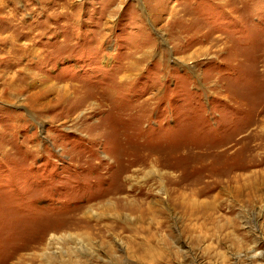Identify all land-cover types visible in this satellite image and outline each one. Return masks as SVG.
I'll return each mask as SVG.
<instances>
[{"label":"rangeland","instance_id":"rangeland-1","mask_svg":"<svg viewBox=\"0 0 264 264\" xmlns=\"http://www.w3.org/2000/svg\"><path fill=\"white\" fill-rule=\"evenodd\" d=\"M263 146L264 0H0V264H264Z\"/></svg>","mask_w":264,"mask_h":264},{"label":"bare ground","instance_id":"bare-ground-1","mask_svg":"<svg viewBox=\"0 0 264 264\" xmlns=\"http://www.w3.org/2000/svg\"><path fill=\"white\" fill-rule=\"evenodd\" d=\"M264 147V146H263ZM244 169H247V170H249L250 168L248 167V166H246ZM237 170H241V167H238L237 168ZM246 170V171H247ZM236 171V170H235ZM233 173V172H232ZM234 178V177H233ZM243 178V177H242ZM251 181V180H250ZM235 182L236 183H239V178L236 176V178H235ZM244 182V181H243ZM252 182V181H251ZM234 183V182H233ZM247 183H248V181H247ZM239 187L241 186V185H238ZM251 186H253L252 185V183H251ZM251 186H246L247 188H250ZM256 186V185H255ZM254 186V187H255ZM261 186V185H260ZM245 187V186H244ZM242 188H243V185H242ZM259 188V187H258ZM241 189V188H240ZM251 189H252V187H251ZM257 189V188H256ZM257 190H255V192H256ZM242 193L240 190H238V193ZM253 192V191H252ZM197 214V213H196ZM53 238V237H52ZM148 239V238H147ZM55 240V239H54ZM53 240V241H54ZM150 243H152V240L150 239L149 241H146L145 243H144V247L146 248V250L144 251V256L142 257V261H146V263H148V264H156L157 262H161L160 260H156V259H154L153 257L152 258H149V252L150 251H152V248H149L147 245H151ZM144 248V249H145ZM147 251V252H146ZM50 259V258H49Z\"/></svg>","mask_w":264,"mask_h":264}]
</instances>
